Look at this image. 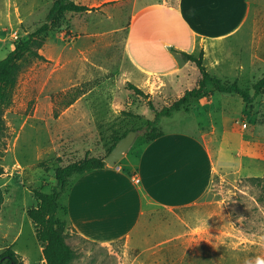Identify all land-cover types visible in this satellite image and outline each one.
I'll list each match as a JSON object with an SVG mask.
<instances>
[{
	"label": "rangeland",
	"instance_id": "374dc122",
	"mask_svg": "<svg viewBox=\"0 0 264 264\" xmlns=\"http://www.w3.org/2000/svg\"><path fill=\"white\" fill-rule=\"evenodd\" d=\"M34 1L38 19L43 15L46 0ZM116 7L118 10L122 7V14L113 20L102 17L100 21L97 13L82 17L88 23L87 32L74 29L71 22L76 18L68 13L53 24L49 21L51 25L42 33L45 40L38 50H43V59L26 56L22 61L12 103L3 111L5 131L0 142V165L8 166V176L1 178L4 174L0 175V253L11 247L23 264H46L33 222L27 214L38 204L34 191L49 190L54 183L53 167L59 165L60 160L66 164L82 156L83 150L72 151L65 143H51L49 140L51 136L54 139L59 136L64 128L63 123L54 121L61 111L75 104L74 109L99 112L107 117V126L101 132L102 148L85 152L89 155L104 158L115 136L136 130L137 134L125 152L130 154L145 141L148 123L154 120V110L170 105L186 90L196 87L201 77L192 61L182 59V62L189 61L190 65L144 84V77L125 53V32L97 34L109 24L126 23L128 6L117 4ZM46 20L45 17L31 26L28 23L15 26L9 31L10 41L6 48L10 49L11 42L13 45L27 39L29 33ZM14 33L17 38L13 37ZM48 36L51 42L46 45ZM239 37L232 39L233 43L229 45L232 53L220 65L221 69L210 67L207 71L224 84L236 80L242 89L252 94L251 85L264 75V65L255 69L253 76H248L247 70L238 69V47L235 44L245 42ZM210 62L208 57L204 65L211 66ZM129 84L136 85L144 95L136 94ZM207 89L212 90V94L209 98L202 97L203 105L193 108L198 116L180 109L170 116H159L152 127L156 131L186 129L196 132V123L199 122L203 127L214 129L207 136L208 144L215 159L223 162L218 164L206 192L195 203L198 212L185 215L191 217L185 218L187 224L167 213H158L150 220L144 218L129 241V246L136 247L140 253L136 260L133 259L135 252L129 250L123 240L100 245L79 237L66 225V242L75 254L69 264H208L203 258L191 257L185 250L183 234L190 227L198 229L187 235L194 238L190 247L203 246L209 238H227L224 263L248 262L246 255L237 249L238 238L243 235L260 240L257 245L260 251H250L249 261L264 258V165H257L254 160L257 153L245 144L244 160H238L237 155L241 137L256 135L264 126V93L245 104L237 94L224 95L215 90L210 81ZM35 120L42 121V124L37 126ZM243 122L247 124L245 128L241 127ZM78 133V128L71 130L70 134L67 132L74 139ZM77 140L75 143L81 144ZM4 182L6 187L2 185ZM63 199L61 197L59 202L63 203ZM57 216L61 218L62 213L58 211ZM204 217H208V232L202 227ZM180 256L182 260L177 261Z\"/></svg>",
	"mask_w": 264,
	"mask_h": 264
},
{
	"label": "crops",
	"instance_id": "0c3cea01",
	"mask_svg": "<svg viewBox=\"0 0 264 264\" xmlns=\"http://www.w3.org/2000/svg\"><path fill=\"white\" fill-rule=\"evenodd\" d=\"M53 1H45L43 15L37 19V3L34 0H0V59L12 48V42L10 49L6 48L10 41L9 31L23 23L31 26L47 17ZM73 1L89 8L81 13L67 14L76 18L71 22L74 29L85 32L88 23L82 17L97 13L100 21L102 17L113 20L122 14V7L118 10L117 4L128 6L125 24L120 21L109 24L97 34L125 32V53L144 77V84L188 67L190 62H182L181 52L196 55L202 50L203 64L208 57L211 61V66L204 65L205 68L221 69L220 65L232 53L229 45L238 35L245 40L235 44L238 47V69L247 70V75L253 76V71L264 65V0ZM94 18L98 20L96 16ZM47 38L46 45L51 42L50 37ZM39 53L44 54L43 50ZM203 103L202 98L193 102L188 113L198 116L197 110L193 108ZM74 107L75 104H72L56 117L55 123H63L64 128L55 139L51 136L50 142L65 143L66 148L72 151L83 150L82 155L93 148H102L101 132L107 126V117L99 112L90 113ZM44 122L48 124V121ZM34 123L39 126L42 121L35 120ZM196 124V132L161 129V134L156 138L143 140L130 154L124 153L115 166L105 163L104 167L72 175L60 196L64 198L61 204L66 206L65 219L71 230L79 237L100 245L123 240L127 248L135 252L133 259L136 260L140 253L136 247L129 246V241L144 218L150 220L158 213H167L187 224L185 218L191 217L185 215L198 212L194 205L206 192L218 164L223 162L215 159L208 144L207 136L214 129L205 128L199 122ZM76 128L79 135L75 139L81 143L79 145L73 136H68ZM48 130L52 131L49 127ZM244 144L257 153L254 154L257 165H264V126L257 130L256 135L241 137L238 160H244ZM59 165H63V160H60ZM0 166L4 170L1 178L8 176V166L4 163ZM2 185L6 187L7 184L4 182ZM191 231L198 229L190 227L183 234L185 250L191 257L203 258L208 264H227L223 256L224 250L228 248L227 238H209L203 246L190 247L194 238L187 235ZM238 241L237 249L246 255L248 261L250 251H260L257 246L260 245L259 239L243 235ZM182 258L180 256L177 261Z\"/></svg>",
	"mask_w": 264,
	"mask_h": 264
},
{
	"label": "trees",
	"instance_id": "16d2710c",
	"mask_svg": "<svg viewBox=\"0 0 264 264\" xmlns=\"http://www.w3.org/2000/svg\"><path fill=\"white\" fill-rule=\"evenodd\" d=\"M89 8L85 5L75 3L73 0H54L47 14V20L34 31L30 32L27 39L20 40L12 45L7 55L0 59V142L4 137L5 125L3 121V111L12 103L13 92L17 83L18 74L21 69L22 61L26 56H33L43 59L38 52L44 43V33L51 24L61 20L65 13H81ZM181 59L192 61L200 72L198 85L186 90L182 96L174 100L170 105L162 107L160 110H154V120L148 123L145 136L147 141L156 138L161 131L152 129L159 116H170L173 111L183 109L190 111V105L200 98H209L212 90L207 89V83L210 81L213 88L224 95L232 93L241 97L245 104H249L253 99L264 93V75L255 80L251 87L252 94L242 89L237 81L224 84L220 78L211 75L203 64V51L200 50L197 55L181 52ZM130 88L136 94H143V91L134 84H129ZM144 95V94H143ZM150 106H152L149 103ZM153 109V108H152ZM128 132V131H127ZM115 136L113 142L108 146L107 153L115 146L116 142L124 136ZM105 166L103 156L89 155L85 153L82 156L69 160L66 164L58 165L54 168V183L48 191L35 190L34 194L38 200L36 207L30 208L27 212L28 217L33 222L35 235L42 246V253L46 264H69L75 254L70 245L66 242L67 233L65 231L67 221L65 215L67 209L65 205L59 202L60 196L64 193L69 184V178L85 170L101 168ZM4 170L0 166V175ZM2 195L0 192V202ZM62 211L63 217H58L57 212ZM0 264H23L16 252L11 248H6L0 253Z\"/></svg>",
	"mask_w": 264,
	"mask_h": 264
},
{
	"label": "water",
	"instance_id": "95a60500",
	"mask_svg": "<svg viewBox=\"0 0 264 264\" xmlns=\"http://www.w3.org/2000/svg\"><path fill=\"white\" fill-rule=\"evenodd\" d=\"M137 134L136 130H129L124 136H122L115 144L114 147L104 156L103 160L110 166H115L117 161L121 159L132 144L135 136Z\"/></svg>",
	"mask_w": 264,
	"mask_h": 264
},
{
	"label": "clouds",
	"instance_id": "9594fccd",
	"mask_svg": "<svg viewBox=\"0 0 264 264\" xmlns=\"http://www.w3.org/2000/svg\"><path fill=\"white\" fill-rule=\"evenodd\" d=\"M208 217H204L201 220L203 230L208 232V224L206 223ZM247 264H264V258L257 257L254 261H248Z\"/></svg>",
	"mask_w": 264,
	"mask_h": 264
},
{
	"label": "built area",
	"instance_id": "2783aa9c",
	"mask_svg": "<svg viewBox=\"0 0 264 264\" xmlns=\"http://www.w3.org/2000/svg\"><path fill=\"white\" fill-rule=\"evenodd\" d=\"M13 37H14V38H17L16 33L13 34ZM246 126H247V124H246L245 122H243V123L241 124V127H243V128H245ZM135 181H138V178H135Z\"/></svg>",
	"mask_w": 264,
	"mask_h": 264
}]
</instances>
